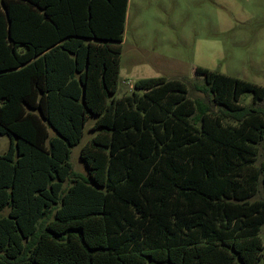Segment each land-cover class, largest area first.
Listing matches in <instances>:
<instances>
[{"label": "trees", "instance_id": "obj_1", "mask_svg": "<svg viewBox=\"0 0 264 264\" xmlns=\"http://www.w3.org/2000/svg\"><path fill=\"white\" fill-rule=\"evenodd\" d=\"M128 5L0 2V264H258L264 87L197 67L204 98L116 97Z\"/></svg>", "mask_w": 264, "mask_h": 264}, {"label": "rangeland", "instance_id": "obj_2", "mask_svg": "<svg viewBox=\"0 0 264 264\" xmlns=\"http://www.w3.org/2000/svg\"><path fill=\"white\" fill-rule=\"evenodd\" d=\"M197 67L264 87V0H129L116 97L130 95L140 79L163 77L184 82L190 98H204L194 88L204 79ZM240 102L252 105V94ZM92 122L70 159L73 170L86 176L81 149L93 135ZM9 144V136L1 135L0 155ZM259 147L261 166L264 141ZM255 200H264L262 182ZM260 236L264 243V225ZM258 264H264V249Z\"/></svg>", "mask_w": 264, "mask_h": 264}]
</instances>
